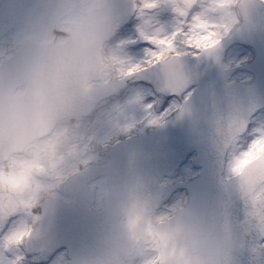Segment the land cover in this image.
<instances>
[{"label": "clouds", "instance_id": "1", "mask_svg": "<svg viewBox=\"0 0 264 264\" xmlns=\"http://www.w3.org/2000/svg\"><path fill=\"white\" fill-rule=\"evenodd\" d=\"M171 3L185 8V0ZM189 3V17L199 16L222 33L251 0ZM136 66L114 38L112 0H29L14 69L0 72V201L6 203L10 193L17 199L35 196L30 209L35 208L50 182L64 179L89 154L93 136L86 121L99 122L111 113L117 117L113 131H118L131 114L113 101L133 86L140 71L132 70ZM9 96L19 101L14 109L6 103ZM130 103L141 101L133 97ZM237 155L230 150L224 180L244 200L249 170L232 171ZM33 161L44 170L31 173L27 188L12 189L5 178L21 175ZM125 197L122 228L107 264H238L218 223L187 207L159 211L142 181L125 192L105 177L92 192L102 209L114 208ZM16 232L30 235L26 224Z\"/></svg>", "mask_w": 264, "mask_h": 264}, {"label": "water", "instance_id": "2", "mask_svg": "<svg viewBox=\"0 0 264 264\" xmlns=\"http://www.w3.org/2000/svg\"><path fill=\"white\" fill-rule=\"evenodd\" d=\"M114 32L126 23L134 10L135 0H112ZM29 0H0V35L10 29L15 21L25 24ZM242 23L215 48L202 50L197 56H179L177 59L180 83H171L169 64L165 61L140 70L135 80L154 82L168 94L180 93L187 83L198 85L182 108L170 116L158 129L146 135L130 137L117 143L111 158L71 176L64 189L76 195V203L90 202L87 183L100 174L117 183L125 192L137 181L147 185L148 195L154 205H159L179 187L190 190L185 206L218 223L227 233L238 264H264V251L260 250L259 236L247 227V207L236 192L221 180L223 157L228 148L226 133L236 122H247L257 106L264 105V3L251 0L241 10ZM141 41L139 38L134 44ZM241 41L255 48V58L247 68L255 73L251 83L228 82L232 70L221 66L222 53L234 42ZM19 48L0 65V72L14 69ZM134 80V81H135ZM197 150L195 163L202 166L200 177L181 184L162 186L160 179L176 169L188 153ZM86 199L84 200V197ZM59 203L50 199L46 205ZM127 198L117 201L112 209L124 212ZM66 208L46 206L45 215L26 241L29 252L54 251L64 244L71 246L70 264H107L114 251L122 223L117 217L107 224L104 217L85 223L69 222L65 216H54V211L65 213ZM110 223V222H109ZM81 245V246H78ZM82 250L87 252L81 256Z\"/></svg>", "mask_w": 264, "mask_h": 264}, {"label": "rangeland", "instance_id": "3", "mask_svg": "<svg viewBox=\"0 0 264 264\" xmlns=\"http://www.w3.org/2000/svg\"><path fill=\"white\" fill-rule=\"evenodd\" d=\"M264 2V0H262ZM241 22V14L238 13L237 17L230 23L229 27L225 29L221 35L228 34ZM183 21L177 16L173 8L166 2L158 9L149 11L145 14V18H141L136 10L132 17L130 25L123 27L114 36L118 43L124 45L128 53V58L133 65H139L140 68L154 63L152 60L151 52L158 50V46L151 40L145 39L147 32H159L161 35H171L176 32ZM144 33V34H142ZM138 34L143 36V42L137 47H128L127 43L134 40ZM24 35V24L17 22L16 25L3 36H0V63L9 57L13 51L19 46ZM220 35L219 38L222 36ZM179 39L175 43L176 50L191 51L195 49L187 47L181 43ZM254 49L243 43H236L232 45L223 55L222 65L225 69H233L232 81H239L241 83H248L252 80L254 74L252 71L245 68V65L250 62L254 57ZM151 61V62H150ZM194 85H188L186 89L178 96H166L159 88L153 84L134 82L131 88L121 90L115 97L114 105L125 106L126 112L131 114L130 119H127L123 125L120 126L118 131H113V125L117 121V117L111 113H105L102 120L86 121L85 127L87 130L92 129L93 141L89 148V154L83 159L75 162L69 173L62 180L51 181L49 186L46 187L43 195L40 198L42 203L48 198H57L66 200L65 193L62 189L64 181L79 168L86 163H93L103 161L108 157V150L113 142L123 136L137 135L146 133L152 128L160 125L171 115L174 110L181 106L183 101L192 93ZM164 95V97H162ZM133 97H139L141 103H130ZM151 107H148V106ZM159 118V122L153 123L152 121ZM250 123L254 127L264 126V106L257 108L251 117ZM97 124L99 129L97 130ZM100 145V146H98ZM191 154L188 162H185L178 171L172 173L168 178L162 180L163 184H171L174 182H182L192 179L199 174V169L192 162ZM230 156L228 148L225 158ZM225 176V168L222 171V178ZM96 181L92 182L90 187L94 190ZM173 196L168 200L164 208L166 210L174 207H182L188 200V192L180 190L174 192ZM33 209L27 211L21 210L19 213L11 216L10 218L0 217V257L4 260L11 261L12 264H64L65 257L62 250H56L53 253L36 252L29 254L25 249V242L30 236H26L24 240L18 245L12 247L4 246L5 237L19 229L22 225H27L30 234L36 227L38 220L33 217Z\"/></svg>", "mask_w": 264, "mask_h": 264}, {"label": "snow or ice", "instance_id": "4", "mask_svg": "<svg viewBox=\"0 0 264 264\" xmlns=\"http://www.w3.org/2000/svg\"><path fill=\"white\" fill-rule=\"evenodd\" d=\"M164 2L165 0H142L139 6L135 5V10L143 19L146 13L160 8ZM166 2L174 8L175 13L183 23L171 35L165 36L159 32H147L145 39L151 40L158 46V50L151 52L152 60L165 61L169 64L172 69L171 83L175 86L180 83L177 63L180 53L175 48L176 41L182 39L188 47L195 50H211L219 43L221 33L215 31V26L210 25L199 16H188L185 8L190 7L189 0H185V8L176 7L171 3V0H166ZM132 70L139 71L140 66L137 65ZM18 102L12 96H9L6 101L9 109H14ZM3 103L0 101V105ZM149 107L151 106L149 105ZM152 122H159V118ZM225 139L229 150L238 153L232 171L240 174L244 169L249 170L248 177L242 185L244 202L247 207V227L255 235L264 238V126L254 127L251 123L236 122L229 127ZM34 170L43 171L44 169L35 161L28 162L24 165V171L21 175H9L5 181L16 191L23 190L29 186L28 177ZM6 201V203L0 201V217L10 218L21 210L30 209L35 202V196L31 199H17L10 193ZM24 236V233L11 232L5 237L4 246L18 245L23 241ZM259 247L261 251H264V244L259 245ZM0 264H12V262L0 257Z\"/></svg>", "mask_w": 264, "mask_h": 264}, {"label": "flooded vegetation", "instance_id": "5", "mask_svg": "<svg viewBox=\"0 0 264 264\" xmlns=\"http://www.w3.org/2000/svg\"><path fill=\"white\" fill-rule=\"evenodd\" d=\"M181 43L184 44V41L181 40ZM177 52H179L180 54L186 53L189 55H195L199 52V50H195V51L194 50H191V51L177 50ZM89 131H90V134L92 135V129H90ZM98 146H100V145H98ZM94 163H96V161ZM90 164L91 163H86L85 166H83V167H86ZM65 196H66L65 202H63L61 204L60 203L59 204H52V206L67 208L68 210L66 211L65 216L71 217L72 220H74V221L80 220L81 222L90 223L91 221H94L95 218L97 219L98 217H102V220H103V217H104L105 221L109 222V221L113 220V218H114V214H115L114 212H109V213H105V214L98 213L97 211L101 210L102 208L95 202L94 199H93V201H91L89 203H87V202L74 203L73 201L75 200V197L72 194H67ZM43 208H44V204L39 203L33 209L34 219L39 220L41 218V216L43 215ZM157 209L159 211H166V209L161 207V206ZM55 215H58V214L56 213ZM115 215L118 217L119 222L122 221L124 218V214H115ZM78 218H80V219H78ZM59 250H62L63 255L65 257V263L64 264H67L70 260L69 247L68 246L62 247Z\"/></svg>", "mask_w": 264, "mask_h": 264}]
</instances>
